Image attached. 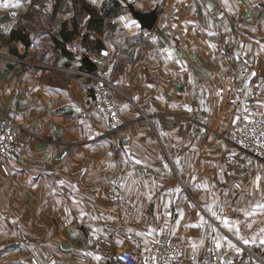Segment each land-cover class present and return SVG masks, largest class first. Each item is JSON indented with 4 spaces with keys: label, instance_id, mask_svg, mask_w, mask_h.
<instances>
[{
    "label": "crops",
    "instance_id": "1",
    "mask_svg": "<svg viewBox=\"0 0 264 264\" xmlns=\"http://www.w3.org/2000/svg\"><path fill=\"white\" fill-rule=\"evenodd\" d=\"M119 1L97 34L104 55L79 48L81 34L73 58L52 60L10 40L14 26L0 38V108L24 143L0 156V264H112L126 234L156 229L185 256L215 241L234 264H264V162L232 142L249 80L264 75V0ZM71 15L62 0L53 32ZM85 57L102 60L116 123L93 106L88 77L65 73ZM114 175L132 214L108 199Z\"/></svg>",
    "mask_w": 264,
    "mask_h": 264
},
{
    "label": "built area",
    "instance_id": "2",
    "mask_svg": "<svg viewBox=\"0 0 264 264\" xmlns=\"http://www.w3.org/2000/svg\"><path fill=\"white\" fill-rule=\"evenodd\" d=\"M16 16L17 12L11 10ZM106 50H100V55ZM96 69L88 72L78 65L64 68L69 75H83L90 79L91 102L95 109L102 112L111 123L119 119V109L111 98L112 84L98 71L100 58H93ZM232 142L243 156H254L264 162V75L253 76L248 83L245 96L240 102V113L235 125ZM24 151V143L18 136L16 125L6 119L0 112V156L19 157ZM231 162L233 155L226 156ZM7 173L4 164L0 165ZM123 178L114 175L107 181L108 199L112 204L126 214H132L133 208L123 190ZM167 211L176 214L178 208L169 206ZM127 243L116 247L110 252V259L114 264H234L239 258H230L217 249L214 241L203 254L185 256L182 248L172 242L170 237L160 230H144L142 238L133 234H126ZM28 264H39L37 259L30 256Z\"/></svg>",
    "mask_w": 264,
    "mask_h": 264
},
{
    "label": "trees",
    "instance_id": "3",
    "mask_svg": "<svg viewBox=\"0 0 264 264\" xmlns=\"http://www.w3.org/2000/svg\"><path fill=\"white\" fill-rule=\"evenodd\" d=\"M57 2L48 19L51 21L57 11ZM123 6L119 0H103L101 6L89 3L87 0H72V15L69 18L71 28L67 26V19L61 21L58 30L49 31L50 49L60 52L65 57L73 58L76 52L69 50L67 45L81 34L79 48L86 52L100 51L105 48L103 41L97 36L105 24L107 17L116 15ZM86 16L82 23V17ZM9 39L21 41L26 47L33 43L31 31L25 26H15L10 29ZM91 91V88H90Z\"/></svg>",
    "mask_w": 264,
    "mask_h": 264
},
{
    "label": "rangeland",
    "instance_id": "4",
    "mask_svg": "<svg viewBox=\"0 0 264 264\" xmlns=\"http://www.w3.org/2000/svg\"><path fill=\"white\" fill-rule=\"evenodd\" d=\"M61 1L58 0L57 7ZM130 1L132 0H126V2ZM55 2L57 0H0V38H2L8 27L25 26L31 31L32 40L36 47V57H43L47 60L54 59L55 55L50 49L48 32L54 30L55 16L51 21H49L48 17L53 11ZM11 10L17 12L15 17L10 14ZM100 65H102V60ZM87 79L90 91L91 83L90 79ZM0 112L7 119L5 110L0 108ZM0 169L2 168L0 167ZM104 258L107 259L106 257Z\"/></svg>",
    "mask_w": 264,
    "mask_h": 264
},
{
    "label": "water",
    "instance_id": "5",
    "mask_svg": "<svg viewBox=\"0 0 264 264\" xmlns=\"http://www.w3.org/2000/svg\"><path fill=\"white\" fill-rule=\"evenodd\" d=\"M136 16L140 17V14L138 13H135ZM153 19L154 17H150V16H146L144 18H142V20L144 21V24L147 26V27H151L152 24H153ZM83 62H84V66H85V70L88 71V72H92L96 69V66L93 62H91L88 58H84L83 59Z\"/></svg>",
    "mask_w": 264,
    "mask_h": 264
},
{
    "label": "snow or ice",
    "instance_id": "6",
    "mask_svg": "<svg viewBox=\"0 0 264 264\" xmlns=\"http://www.w3.org/2000/svg\"><path fill=\"white\" fill-rule=\"evenodd\" d=\"M129 23L131 24V25H134V26H137L138 27V25H136V21L135 20H131V21H129ZM126 26H128V25H126ZM256 180H257V182H259V180H260V177L258 176L257 178H256ZM257 207H259V208H264V204H261V205H257ZM212 215L213 216H215L216 215V213L215 212H213L212 213ZM244 243H248V241L247 240H245L244 241ZM261 243H264V240H262L261 241ZM229 244H230V246H232V247H235L234 245H231V242L229 241ZM217 247H219V243L217 244ZM237 250V252H239L240 251V249H236ZM97 259H99V257H97Z\"/></svg>",
    "mask_w": 264,
    "mask_h": 264
}]
</instances>
